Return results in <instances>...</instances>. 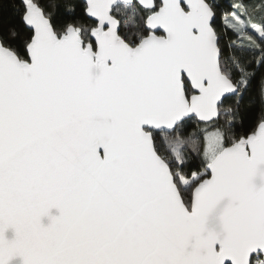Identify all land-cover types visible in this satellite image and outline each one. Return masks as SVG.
Segmentation results:
<instances>
[{
	"label": "snow or ice",
	"instance_id": "snow-or-ice-1",
	"mask_svg": "<svg viewBox=\"0 0 264 264\" xmlns=\"http://www.w3.org/2000/svg\"><path fill=\"white\" fill-rule=\"evenodd\" d=\"M0 264H264V0H0Z\"/></svg>",
	"mask_w": 264,
	"mask_h": 264
}]
</instances>
